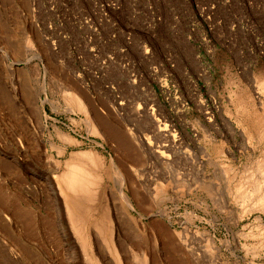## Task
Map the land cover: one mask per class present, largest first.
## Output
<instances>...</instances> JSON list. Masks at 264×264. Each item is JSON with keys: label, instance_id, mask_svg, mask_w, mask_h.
Returning <instances> with one entry per match:
<instances>
[{"label": "rangeland", "instance_id": "1", "mask_svg": "<svg viewBox=\"0 0 264 264\" xmlns=\"http://www.w3.org/2000/svg\"><path fill=\"white\" fill-rule=\"evenodd\" d=\"M263 200L264 0H0V264H264Z\"/></svg>", "mask_w": 264, "mask_h": 264}, {"label": "bare ground", "instance_id": "2", "mask_svg": "<svg viewBox=\"0 0 264 264\" xmlns=\"http://www.w3.org/2000/svg\"><path fill=\"white\" fill-rule=\"evenodd\" d=\"M25 104V103H24ZM40 109V108H39ZM30 113V112H29ZM27 113V114H29ZM31 115V114H30ZM36 117V116H35ZM42 117V116H41ZM90 166V167H89ZM93 166V167H92ZM73 167L75 168V170L77 171L78 176V180L82 181V183L85 186H89L95 183V175L94 172L96 171V167H94L93 163L90 161H88L85 165L80 166L79 164H74ZM73 171V170H72ZM84 188V187H83ZM260 201V200H258ZM264 201V200H263ZM258 203V202H257ZM256 203V204H257ZM261 203V201H260ZM262 204V203H261ZM257 206V205H256ZM263 206V205H262ZM131 253V257L133 259V262L137 263V264H147L146 259L144 257V255L130 251Z\"/></svg>", "mask_w": 264, "mask_h": 264}]
</instances>
